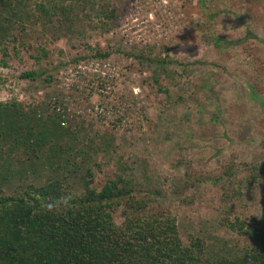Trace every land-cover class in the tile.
I'll return each instance as SVG.
<instances>
[{"label": "rangeland", "instance_id": "1", "mask_svg": "<svg viewBox=\"0 0 264 264\" xmlns=\"http://www.w3.org/2000/svg\"><path fill=\"white\" fill-rule=\"evenodd\" d=\"M10 1L0 3V47L7 51H0V103L19 102L26 121L50 127L49 136L75 155L55 169L44 155L28 160L25 148L3 150L5 193L61 180L79 194L88 170L99 188L123 172L140 189L162 190L158 204L176 214L185 243L203 239L207 257L259 246L227 220L263 226L264 178L244 182L233 200L224 187H232L225 167L233 163L241 179L246 164L264 161V0H55L67 11L51 17L35 8L41 0ZM227 6L239 16L208 22L209 8ZM248 26L263 41L214 46V34L237 39ZM28 70L41 77L22 78ZM115 221H123L121 212Z\"/></svg>", "mask_w": 264, "mask_h": 264}, {"label": "trees", "instance_id": "2", "mask_svg": "<svg viewBox=\"0 0 264 264\" xmlns=\"http://www.w3.org/2000/svg\"><path fill=\"white\" fill-rule=\"evenodd\" d=\"M200 1L206 4V0ZM1 2L7 7L12 5L10 0ZM35 4L40 13L50 17L57 16L60 10L67 11L55 0L50 6L42 0ZM209 9L208 22L213 25L223 13L239 16L228 6ZM245 32L237 39H228L221 33L211 39L216 48L242 45L251 38L263 41L249 26ZM0 51L7 53L2 47ZM96 56L106 58L110 52L98 51ZM73 60L77 62L81 57ZM156 63H166V59ZM21 77L35 81L41 74L28 70ZM45 79L51 82L54 76L49 74ZM253 93L257 97L254 89ZM22 107L16 101L0 103V152L25 148L30 151L28 160L44 155L53 168L66 169L75 155L73 147L69 144L65 148L57 135L56 140L50 137V127L42 125L36 129L26 121L29 118L24 119ZM50 121L52 128L64 129L58 122ZM81 153L84 154L76 152ZM7 166L3 168L14 176L17 171ZM245 167L247 173L241 179H235L233 163L225 167L232 178V187H224L227 200L242 195L244 182L253 185L264 178V161ZM0 177L3 182L8 180L5 172ZM83 179L84 191L79 194L70 193L61 180H50L41 186L28 184L18 194H7L0 187V264H264V224L252 229L239 217L228 219L232 230L251 234L259 246L237 256L220 255L215 250L216 257L212 259L207 257L201 237H192L189 243L183 241L176 214L158 204L161 189H140L135 178L123 172L108 178L100 188L94 184L95 173L91 170ZM118 212L123 218L120 223L115 221Z\"/></svg>", "mask_w": 264, "mask_h": 264}]
</instances>
